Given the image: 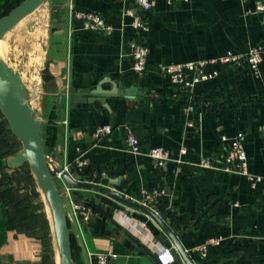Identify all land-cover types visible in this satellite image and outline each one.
I'll use <instances>...</instances> for the list:
<instances>
[{"label":"crops","instance_id":"0c3cea01","mask_svg":"<svg viewBox=\"0 0 264 264\" xmlns=\"http://www.w3.org/2000/svg\"><path fill=\"white\" fill-rule=\"evenodd\" d=\"M44 2L48 34L41 71L51 79L43 82L41 72L40 109L49 132L56 131L55 138L48 136L47 156L56 166L67 165L70 177L109 187L130 200L162 192L150 208L165 217L195 264H264V64L259 74L246 65H209L205 71H216L217 76L197 84L190 95L175 89L160 72L167 64L264 46V14L253 13L264 0H188L174 6L150 0L151 10L136 11L147 22L146 30L137 32L148 49L141 77L131 70L129 40L134 31L123 16L133 8L130 1ZM73 12H95L109 29L86 30ZM127 88L145 97L112 94ZM75 98H101L109 111L98 101L83 104ZM105 125L112 132L93 140L94 130ZM127 131L137 137L140 154L127 152ZM237 133L245 136L252 180L199 167L202 157L219 164L229 143L222 138ZM151 148L174 153L184 148L186 154L180 164L169 161L158 167L146 156ZM254 178L259 181L253 186ZM61 185L57 183L59 189ZM73 196L91 207L88 221L79 223L65 204L78 264H91L89 253L108 250L117 255L112 264H157V244L177 256L145 214L96 192L73 190ZM7 214V205L0 201V264H43L41 237L16 226L8 229ZM210 240L218 244L202 254L199 249ZM174 264L184 263L177 259Z\"/></svg>","mask_w":264,"mask_h":264},{"label":"built area","instance_id":"2783aa9c","mask_svg":"<svg viewBox=\"0 0 264 264\" xmlns=\"http://www.w3.org/2000/svg\"><path fill=\"white\" fill-rule=\"evenodd\" d=\"M133 4V8H128L123 16L130 19L129 28L134 31V36L129 40L130 46V55L132 58V72L141 77L146 69V58L148 49L137 37V32H143L147 28V22L141 13L136 12H146L151 10L152 3L150 0H128ZM167 5L174 6L176 3L182 1L187 2L188 0H165ZM245 1V0H239ZM72 8L70 11L72 14ZM253 13L264 14V3L259 2L255 5ZM73 16L83 23V28L90 31H103L109 29L106 25L104 18L95 13V12H84V13H74ZM227 65V66H240L246 65L251 72L254 74H259L260 67L264 64V46L263 45H254L248 48L245 52L236 53L232 51H226L221 56L211 58V59H200L183 63H171L160 67V72L166 75L169 78L172 86L184 92L186 95H190L194 87L201 83L208 81L217 76V72H206L205 69L209 65ZM66 99L68 93L65 94ZM62 124L65 126L66 121H63ZM126 129V128H125ZM112 132V127L109 125L97 127L92 133L93 140H99ZM260 133L264 137V125L260 128ZM222 141H229L228 150L224 158L220 160V163H215L214 158L202 157L199 162L200 168H209L223 171L226 173H238L244 176L249 177L247 171V155L244 150L245 136L242 133H237L235 136L229 140L225 137L222 138ZM125 145L126 150L129 154H140V144L135 136L130 131L126 132L125 136ZM186 154V149L181 148L178 152L174 153L172 151L163 149V148H151L146 153V156L150 158L155 165L162 167L169 161L175 162L177 164L181 163V158ZM50 159V158H49ZM55 163L50 159V170L54 182L57 186V183L60 182L61 188L58 190L62 194L63 204L65 206L68 204L71 208V211L77 222L85 223L88 221L91 214V207L88 203L79 202L76 203L73 196V189H70L63 181V174H68V166L63 165L60 167V171H57L55 168ZM251 178V177H249ZM252 180V178H251ZM253 186L255 182L259 181V178H254ZM162 195V192L153 190L151 192H146L142 195L141 199L138 200L140 204L152 207L153 203ZM142 228L145 227V224L142 223ZM218 241L210 240L205 245L201 246L199 251L202 254L206 253V249L210 245H217ZM157 252L155 254V260L157 264H174V253L171 248L166 245L157 244ZM91 264H112L113 261L117 258V255L112 251L108 250L105 252H96L88 254Z\"/></svg>","mask_w":264,"mask_h":264},{"label":"water","instance_id":"95a60500","mask_svg":"<svg viewBox=\"0 0 264 264\" xmlns=\"http://www.w3.org/2000/svg\"><path fill=\"white\" fill-rule=\"evenodd\" d=\"M42 2L43 0H23V2L15 7L9 14L1 17L0 40L5 33L36 11L41 6ZM113 91L112 94L145 97V94L139 92L136 88H127L120 91L114 89ZM78 101L83 104H91L92 102L98 101L109 111L108 105L101 98H75V102ZM0 112L5 118L10 131L20 142L22 148L16 156L8 160L7 167L10 169H17L25 164L28 165L34 176L36 186L40 190L44 203L49 210L59 264H73L68 217L63 204L62 194H60L54 182L49 167L50 159L44 151L41 141V121L35 119L32 115L30 101L27 98L26 87L21 78L1 59ZM55 168L57 171H60L59 166H55ZM62 179L70 189L96 192L118 203L124 208L145 214L159 227L173 245V248L177 253V256L174 254L175 262L177 259H180L184 264H195L191 261L188 254L181 246L178 238L165 224V217L163 215L157 214L153 209L140 204L136 200L125 198L109 187L85 182L83 183L80 182L78 178H72L68 174H63ZM166 189L167 186H165V190ZM167 193L166 190V194ZM75 201L76 203H79V200L76 198Z\"/></svg>","mask_w":264,"mask_h":264},{"label":"rangeland","instance_id":"374dc122","mask_svg":"<svg viewBox=\"0 0 264 264\" xmlns=\"http://www.w3.org/2000/svg\"><path fill=\"white\" fill-rule=\"evenodd\" d=\"M44 3L43 0L41 8H38L20 21L21 23L19 22L5 33L0 43V59L21 78L26 87L32 115L35 119H39L42 125L46 121L40 109L42 107L43 82L39 77L44 64L48 34V12ZM12 5L0 7V17ZM21 149V144L10 133L0 114V201L7 205L14 225L20 230L41 235L44 232L39 227L40 211L38 204L40 201L43 202L47 217L49 215L41 193L36 186L34 176L28 165L15 170L7 167L8 160L16 156ZM48 221L50 235L46 238L44 264H59L49 218Z\"/></svg>","mask_w":264,"mask_h":264},{"label":"trees","instance_id":"16d2710c","mask_svg":"<svg viewBox=\"0 0 264 264\" xmlns=\"http://www.w3.org/2000/svg\"><path fill=\"white\" fill-rule=\"evenodd\" d=\"M22 2H23V0H0V7H5L7 5L13 4L12 7L5 14H3L1 17L6 16L7 14H9L15 7H17ZM42 79H43V82H47L48 79L49 80L51 79L46 70H44V72H43ZM0 114H1V112H0ZM1 116L3 117L2 114H1ZM3 119H4L5 123L7 124V122H6V120H5L4 117H3ZM7 127H8V125H7ZM8 129H9V127H8ZM9 131H10V129H9ZM10 133L12 134L11 131H10ZM55 133H56V131L50 133L49 132V129H47V127L44 124L43 125L41 124L40 137H41V141H42L43 148H44V151L45 152H46L47 146L49 145V141H48L49 138H48V136H51L52 138H55ZM18 152H17V154H18ZM25 165H27V164H25ZM20 168H17V169H20ZM13 170H15V169H13ZM38 207H39L38 210L40 211V213H39V215H40V224H39V227H40V229H42V231L44 232V234H41V235L40 234H37V235L40 236L41 239H42L43 253H44V258H45L46 238H48V236L50 235V228H49L50 226H49V221L47 219L46 213L44 211V207H43V202L42 201H40V203L38 204ZM7 210H8V214H7V219H6V225H7V228L8 229H11L13 226H16V225H14V221L12 220V216L9 213L8 207H7ZM23 232H25V231H23ZM71 250H72V260H73V264H78V262H77L78 254H77L76 246H75V243H74V240H73L72 236H71ZM44 258H43V264H44Z\"/></svg>","mask_w":264,"mask_h":264},{"label":"bare ground","instance_id":"6f19581e","mask_svg":"<svg viewBox=\"0 0 264 264\" xmlns=\"http://www.w3.org/2000/svg\"><path fill=\"white\" fill-rule=\"evenodd\" d=\"M40 8V7H39ZM21 23V22H20ZM1 41H2V39L0 40V43H1ZM3 61V60H2ZM4 62V61H3ZM40 79V78H39ZM40 191V190H39ZM41 193V192H40ZM41 196H42V194H41ZM42 199H43V196H42ZM44 200V199H43ZM46 205V204H45ZM46 211L48 212V215H49V219H50V214H49V210H48V208H47V206H46ZM50 222H51V220H50Z\"/></svg>","mask_w":264,"mask_h":264}]
</instances>
